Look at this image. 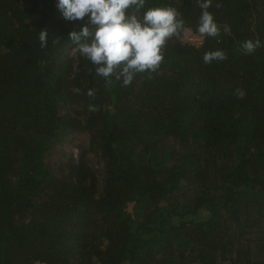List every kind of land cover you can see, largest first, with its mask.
<instances>
[{
  "label": "trees",
  "instance_id": "trees-1",
  "mask_svg": "<svg viewBox=\"0 0 264 264\" xmlns=\"http://www.w3.org/2000/svg\"><path fill=\"white\" fill-rule=\"evenodd\" d=\"M148 5L200 36L197 0ZM209 11L218 37L171 38L122 87L80 56L82 22L55 0H0V264H264V46L240 49L264 44V0Z\"/></svg>",
  "mask_w": 264,
  "mask_h": 264
},
{
  "label": "clouds",
  "instance_id": "clouds-1",
  "mask_svg": "<svg viewBox=\"0 0 264 264\" xmlns=\"http://www.w3.org/2000/svg\"><path fill=\"white\" fill-rule=\"evenodd\" d=\"M197 2L201 13L196 33L201 37H218L221 27L209 11L212 0ZM55 7L64 21L82 22L78 29L69 30L68 39L106 84L118 82L127 87L138 74L155 72L171 38L192 36L191 27L185 25L175 8L149 6L148 0H55ZM222 30L225 34L231 31L228 25ZM38 39L41 48L47 46L46 29L40 30ZM261 46L264 44L259 39H247L241 42L240 49L244 54H252ZM225 58L223 50L215 49L204 53L203 62ZM86 94L94 96L92 89ZM236 94L243 96L239 90ZM89 111H96V106L90 104Z\"/></svg>",
  "mask_w": 264,
  "mask_h": 264
},
{
  "label": "rangeland",
  "instance_id": "rangeland-1",
  "mask_svg": "<svg viewBox=\"0 0 264 264\" xmlns=\"http://www.w3.org/2000/svg\"><path fill=\"white\" fill-rule=\"evenodd\" d=\"M182 40L183 41L193 40L192 42L196 41L195 39H193V35L189 39H185L183 37ZM86 137H87V135H85V134L81 135V138H83V139H86ZM67 150H68V152H74V153H76L75 147L72 144H70V143L67 145Z\"/></svg>",
  "mask_w": 264,
  "mask_h": 264
},
{
  "label": "built area",
  "instance_id": "built-area-1",
  "mask_svg": "<svg viewBox=\"0 0 264 264\" xmlns=\"http://www.w3.org/2000/svg\"><path fill=\"white\" fill-rule=\"evenodd\" d=\"M192 35H193V39H195L196 41L192 42L193 40H190L189 42H192L198 45L202 43V37L195 35L193 32H192Z\"/></svg>",
  "mask_w": 264,
  "mask_h": 264
}]
</instances>
